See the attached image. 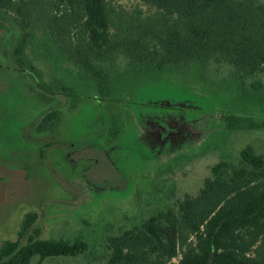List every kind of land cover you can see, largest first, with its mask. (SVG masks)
I'll list each match as a JSON object with an SVG mask.
<instances>
[{"label": "rangeland", "instance_id": "1", "mask_svg": "<svg viewBox=\"0 0 264 264\" xmlns=\"http://www.w3.org/2000/svg\"><path fill=\"white\" fill-rule=\"evenodd\" d=\"M110 2L128 12H155L140 0ZM20 35L16 23L0 31V250L18 238L26 214L37 212L38 237L88 243L84 254L43 264H105L107 236L197 194L222 155L236 159L248 143L264 153V127L228 133L226 120L237 114L264 124V99L253 90L264 82L259 75L241 88L227 63L192 65L124 86L120 99L100 100L96 83L63 54L43 11H36L29 54L51 93L12 62ZM119 64L126 67L127 60ZM142 105L176 113L166 139L142 115ZM51 110L59 114L52 128L37 133ZM112 118L119 134L109 141ZM52 134L58 144L40 155L47 158L42 162L38 151Z\"/></svg>", "mask_w": 264, "mask_h": 264}, {"label": "trees", "instance_id": "2", "mask_svg": "<svg viewBox=\"0 0 264 264\" xmlns=\"http://www.w3.org/2000/svg\"><path fill=\"white\" fill-rule=\"evenodd\" d=\"M140 1L155 12H128L110 0H0V31L14 23L21 28L12 57L44 89L51 88L29 54L36 11H43L63 54L96 83L104 99H118L124 86L160 80L192 65L227 63L241 88L251 75L264 78V0ZM257 83L261 88L254 94L264 99V82ZM58 115L57 110L49 114L54 120ZM226 120L228 133L264 127L237 114ZM38 217L26 214L18 238L0 250V264H43L49 257L88 250L83 238L38 237ZM106 244L105 264H264V153L248 143L236 159L222 155L197 194L107 236Z\"/></svg>", "mask_w": 264, "mask_h": 264}, {"label": "flooded vegetation", "instance_id": "3", "mask_svg": "<svg viewBox=\"0 0 264 264\" xmlns=\"http://www.w3.org/2000/svg\"><path fill=\"white\" fill-rule=\"evenodd\" d=\"M17 44V43H16ZM16 46V45H15ZM13 53V51H12ZM11 60L12 62L15 63L13 57L11 56ZM16 65L17 69H22L25 70L26 72H28L29 74H31L37 81H39V84L41 85V81L40 79L35 76L32 72H30L27 68H22L19 65ZM43 87V86H42ZM48 91H50L51 93H54L53 90L48 89ZM100 100H115V99H104L101 96H98ZM142 109H146L148 111V114H144L143 110H141L142 115H144L147 118V121H149L151 123V125H153L154 127H156L157 129V133L158 135L162 138V139H166L167 135L170 134V131H172V129L177 126L176 123V119H177V115L176 113L173 114L174 111L172 110H168L167 108H162L157 106L158 110L156 112H153L151 107H145L144 105H142ZM156 107V106H154ZM159 108L163 109L159 111ZM55 110H51L49 112H47L41 119V121L37 124V127L35 126L34 128L36 129L37 133L43 132L45 130H49L52 128L53 123H54V118H50L49 114H52ZM48 116V118L44 121V117ZM143 117V116H142ZM154 117V118H153ZM144 118V117H143ZM145 120V119H144ZM144 120L141 121V124H144ZM178 120V119H177ZM145 121V122H147ZM179 125L181 127L182 122L181 120H179ZM144 127V126H143ZM119 134V128L117 127V125L114 122V118H112L111 123H110V127H109V133H108V140L112 141L115 137H117ZM62 143V142H61ZM58 144V140L55 138V136L52 134L51 136L48 137L47 141L45 143L42 144V146L40 147L38 153H39V157L40 160L43 162L44 160H46V157H42L40 156L43 152L46 153V151H49V149H53L55 147V145ZM113 149V146L111 147ZM109 154V152H108ZM110 156V154H109ZM111 157V156H110ZM76 161V160H75Z\"/></svg>", "mask_w": 264, "mask_h": 264}]
</instances>
